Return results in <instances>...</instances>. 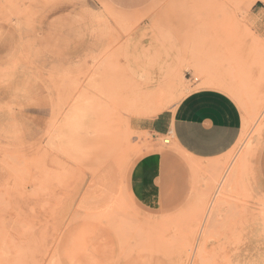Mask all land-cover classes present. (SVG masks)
<instances>
[{
    "label": "rangeland",
    "instance_id": "rangeland-1",
    "mask_svg": "<svg viewBox=\"0 0 264 264\" xmlns=\"http://www.w3.org/2000/svg\"><path fill=\"white\" fill-rule=\"evenodd\" d=\"M262 13L0 0V264H264ZM202 88L242 111L229 152L131 126Z\"/></svg>",
    "mask_w": 264,
    "mask_h": 264
},
{
    "label": "crops",
    "instance_id": "crops-1",
    "mask_svg": "<svg viewBox=\"0 0 264 264\" xmlns=\"http://www.w3.org/2000/svg\"><path fill=\"white\" fill-rule=\"evenodd\" d=\"M117 8L137 12L150 0H107ZM139 131L172 135L178 147L198 159H212L229 152L238 142L243 126L242 111L226 92L202 88L186 95L173 109L155 117L132 118ZM264 180V165L261 167Z\"/></svg>",
    "mask_w": 264,
    "mask_h": 264
},
{
    "label": "bare ground",
    "instance_id": "bare-ground-1",
    "mask_svg": "<svg viewBox=\"0 0 264 264\" xmlns=\"http://www.w3.org/2000/svg\"><path fill=\"white\" fill-rule=\"evenodd\" d=\"M174 83V82H173ZM174 86V84H172ZM178 87V86H177ZM154 96V95H153ZM167 96L164 95L163 93L161 95H158L156 97H154L151 101V105L149 106H144V108H152V115L153 117L159 115L161 112H163L166 107H167V104H166V101H165V98Z\"/></svg>",
    "mask_w": 264,
    "mask_h": 264
},
{
    "label": "built area",
    "instance_id": "built-area-1",
    "mask_svg": "<svg viewBox=\"0 0 264 264\" xmlns=\"http://www.w3.org/2000/svg\"><path fill=\"white\" fill-rule=\"evenodd\" d=\"M261 3L264 5V0H261ZM165 136H169V135H165ZM165 142H167V143L170 142V139L169 138H166L165 139Z\"/></svg>",
    "mask_w": 264,
    "mask_h": 264
},
{
    "label": "snow or ice",
    "instance_id": "snow-or-ice-1",
    "mask_svg": "<svg viewBox=\"0 0 264 264\" xmlns=\"http://www.w3.org/2000/svg\"><path fill=\"white\" fill-rule=\"evenodd\" d=\"M261 15L264 16V13H262Z\"/></svg>",
    "mask_w": 264,
    "mask_h": 264
}]
</instances>
